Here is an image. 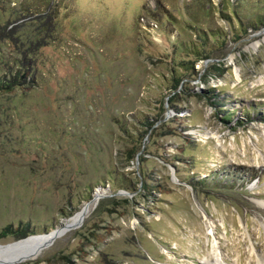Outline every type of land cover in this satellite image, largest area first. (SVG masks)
<instances>
[{
  "label": "rangeland",
  "instance_id": "rangeland-1",
  "mask_svg": "<svg viewBox=\"0 0 264 264\" xmlns=\"http://www.w3.org/2000/svg\"><path fill=\"white\" fill-rule=\"evenodd\" d=\"M185 4L0 0L4 59L49 24L33 88L0 96V249L46 235L11 264L264 260V26Z\"/></svg>",
  "mask_w": 264,
  "mask_h": 264
},
{
  "label": "trees",
  "instance_id": "trees-1",
  "mask_svg": "<svg viewBox=\"0 0 264 264\" xmlns=\"http://www.w3.org/2000/svg\"><path fill=\"white\" fill-rule=\"evenodd\" d=\"M49 1L50 0H45V3L49 4ZM226 3L227 4L221 2L217 7H214L211 0H192V4H185L184 8L186 9L185 11H187V13L191 16H195L196 12L199 11L200 8L205 13H218V15L230 27L232 32L236 31L234 28L235 23L237 24V29H243V25L245 24L264 26V16L262 17L260 14H258L255 17L245 18L243 14H241V12L238 10V6L242 3V0H234V2L227 0ZM198 6L199 8H197ZM248 7L251 8L250 6ZM21 10L26 12L28 9L22 7ZM28 15L30 16L32 14ZM40 15H42V13ZM24 17H27V15ZM37 25L38 26L37 28L35 27V31L33 33H24L23 39L18 38L21 42L19 44L16 43L13 45V53L16 55L10 54V57H12L11 60L4 59L0 54V96L12 95L14 93L25 94L35 85L34 81L36 66L33 62V55L35 54L34 44L35 41L40 39H43L44 41L46 40L44 32L45 29L49 27V24L45 21V19H38ZM199 29L200 28H198L197 31L200 32V35L203 36V39L206 38V31L203 32L202 30L201 32V29ZM207 33L211 37L218 35L217 32L209 29L207 30ZM22 45H24V47H22ZM112 186H120L121 188V185L117 184L115 178L111 179V187Z\"/></svg>",
  "mask_w": 264,
  "mask_h": 264
},
{
  "label": "bare ground",
  "instance_id": "bare-ground-1",
  "mask_svg": "<svg viewBox=\"0 0 264 264\" xmlns=\"http://www.w3.org/2000/svg\"><path fill=\"white\" fill-rule=\"evenodd\" d=\"M257 44V43H256ZM254 44V46L256 45ZM81 218V214H76L70 221L69 224H75ZM46 236V235H45ZM45 236L39 234L31 236L21 242L14 243L0 249V264H11L15 263L18 259L24 257L27 253L35 249L43 240ZM210 259L208 257L202 261V264H223L225 263L220 252L215 247ZM255 264H264V260L261 258L256 259Z\"/></svg>",
  "mask_w": 264,
  "mask_h": 264
}]
</instances>
